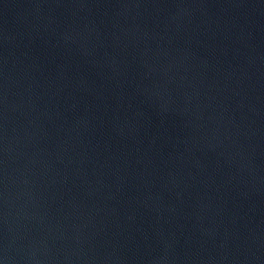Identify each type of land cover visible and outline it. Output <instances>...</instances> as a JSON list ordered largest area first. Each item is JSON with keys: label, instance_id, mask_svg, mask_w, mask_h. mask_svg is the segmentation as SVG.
<instances>
[{"label": "water", "instance_id": "obj_1", "mask_svg": "<svg viewBox=\"0 0 264 264\" xmlns=\"http://www.w3.org/2000/svg\"><path fill=\"white\" fill-rule=\"evenodd\" d=\"M0 264H264V0H0Z\"/></svg>", "mask_w": 264, "mask_h": 264}]
</instances>
